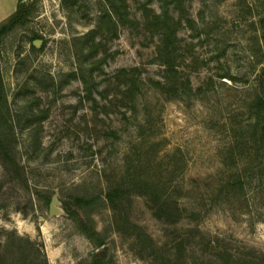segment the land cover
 I'll use <instances>...</instances> for the list:
<instances>
[{
  "label": "rangeland",
  "instance_id": "1",
  "mask_svg": "<svg viewBox=\"0 0 264 264\" xmlns=\"http://www.w3.org/2000/svg\"><path fill=\"white\" fill-rule=\"evenodd\" d=\"M110 1L34 0L28 29L0 45L20 167L0 157V233L42 242L50 264H88L97 249L77 209L109 264L264 254V0H123L127 21L88 36ZM166 22L176 35L161 53ZM45 192L58 194L53 215ZM71 195L105 201L82 209Z\"/></svg>",
  "mask_w": 264,
  "mask_h": 264
},
{
  "label": "trees",
  "instance_id": "2",
  "mask_svg": "<svg viewBox=\"0 0 264 264\" xmlns=\"http://www.w3.org/2000/svg\"><path fill=\"white\" fill-rule=\"evenodd\" d=\"M111 7L103 11L100 16V25L97 30H92L88 36L94 35L103 26L104 23L110 22L114 28H117L118 24H124L127 21V9L123 0L116 2L111 0ZM37 11L36 2L29 4L18 3L16 10L8 17L0 21V45H2L9 37L15 34L19 30L28 29L30 19L35 15ZM167 14L166 8L163 10V15ZM161 53L164 50H172L173 37H175V31H171L169 24L163 25ZM35 39H43L38 33L31 31L30 40L32 42ZM45 42V40H44ZM32 47L35 48L32 43ZM172 52V51H171ZM169 69H172L170 63L167 64ZM261 76L264 79V68ZM262 92L258 96L255 107L257 108L256 115L258 122H262L264 130V80L262 81ZM186 89H189L188 87ZM7 110V92L3 81L2 72L0 70V157L5 164L11 165L13 169L20 175V167L13 159L9 146L8 138L11 133V125L6 117ZM264 134V131H263ZM120 192L119 187H114L106 193V199L114 203ZM52 199L51 192H45L41 195V200L45 206H49ZM101 201L103 198L88 197L83 195H71L69 196L68 205L79 207L82 209H88L94 203ZM73 218L76 220L80 231L86 235L96 246V251L91 256L88 264H109L106 254V238L96 229L93 222L89 218V215L83 217L79 210L73 211ZM2 233L4 236L1 237ZM256 253V252H255ZM249 258H238L234 260L229 256L226 258L225 252H218L220 256L225 258V264H264V254H255ZM0 264H50L47 253L45 251L42 242L31 239L29 236H23L17 233L15 230L4 229L0 233Z\"/></svg>",
  "mask_w": 264,
  "mask_h": 264
},
{
  "label": "water",
  "instance_id": "3",
  "mask_svg": "<svg viewBox=\"0 0 264 264\" xmlns=\"http://www.w3.org/2000/svg\"><path fill=\"white\" fill-rule=\"evenodd\" d=\"M34 0H20V3H25V4H29L31 2H33ZM43 42L42 39H35L33 41V44L35 47H39L41 45V43ZM59 200H58V194H55L49 204V211L50 214L53 215L55 213H57L59 211Z\"/></svg>",
  "mask_w": 264,
  "mask_h": 264
},
{
  "label": "crops",
  "instance_id": "4",
  "mask_svg": "<svg viewBox=\"0 0 264 264\" xmlns=\"http://www.w3.org/2000/svg\"><path fill=\"white\" fill-rule=\"evenodd\" d=\"M0 4H16L14 0H0ZM16 9L11 10L5 16L2 17V20L12 14Z\"/></svg>",
  "mask_w": 264,
  "mask_h": 264
},
{
  "label": "bare ground",
  "instance_id": "5",
  "mask_svg": "<svg viewBox=\"0 0 264 264\" xmlns=\"http://www.w3.org/2000/svg\"><path fill=\"white\" fill-rule=\"evenodd\" d=\"M4 6V5H3ZM7 12V11H6Z\"/></svg>",
  "mask_w": 264,
  "mask_h": 264
}]
</instances>
